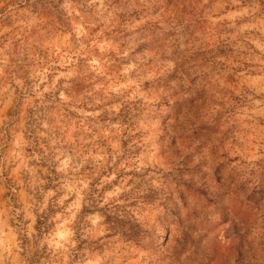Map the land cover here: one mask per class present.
Segmentation results:
<instances>
[{
    "label": "clouds",
    "instance_id": "obj_1",
    "mask_svg": "<svg viewBox=\"0 0 264 264\" xmlns=\"http://www.w3.org/2000/svg\"><path fill=\"white\" fill-rule=\"evenodd\" d=\"M0 264H264V0H0Z\"/></svg>",
    "mask_w": 264,
    "mask_h": 264
}]
</instances>
